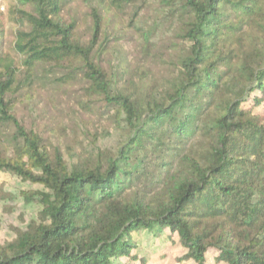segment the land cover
Wrapping results in <instances>:
<instances>
[{"label":"trees","instance_id":"1","mask_svg":"<svg viewBox=\"0 0 264 264\" xmlns=\"http://www.w3.org/2000/svg\"><path fill=\"white\" fill-rule=\"evenodd\" d=\"M16 1L12 54L0 19V173L39 186L24 193L39 212L0 243V264H143L139 233L176 236L195 264L210 252L216 264H264V0H96L88 37L72 11L81 0ZM151 10L175 25L156 65L170 77L131 62L110 73L107 23L128 19L153 61ZM66 65L126 133L104 161L69 164L15 115L36 69Z\"/></svg>","mask_w":264,"mask_h":264},{"label":"rangeland","instance_id":"2","mask_svg":"<svg viewBox=\"0 0 264 264\" xmlns=\"http://www.w3.org/2000/svg\"><path fill=\"white\" fill-rule=\"evenodd\" d=\"M97 4L96 0H81L80 4L72 7L79 20L80 33L87 37L90 6L95 7ZM12 8L17 9L21 6L17 5L16 0H0V19L5 26L6 51L10 53L16 32L23 28L15 20V15L11 14ZM26 10L30 11L29 8ZM144 20L148 27L155 29L154 39L158 40L153 47L154 60L151 58L141 60L142 41L135 30L128 29L129 20L121 16L113 17L107 23V28L114 32L112 48L101 57L102 66L110 73L114 74L117 71L114 68L119 66V70L123 69L131 62L133 66L136 65L135 71L149 67L154 74L170 77L169 71L163 68L158 70L160 66L156 65H162V61L167 58L166 48L169 45L168 40L175 36V25L168 21L159 22L152 10L145 12ZM162 55L164 59L161 60ZM11 57L14 58L12 55ZM49 68L44 66L40 70L36 69L32 80L19 86L15 96V115L20 123L26 130L38 134L49 150H61L69 164L77 162L93 164L96 161H104L106 156L116 153L126 140V133L119 128V122L114 118V114L103 115V103L89 93L84 79L80 76L68 79V65L65 69L55 66ZM25 78V75L19 76V80L24 81ZM256 96L262 98V105L257 112L264 117V97L261 94ZM37 190H40L39 186L24 183L7 173H0V243L14 239V228L23 230L38 219L37 204L28 201L24 196L25 192ZM133 239L137 244V250L132 254L145 258L143 264H195L183 260L186 250L176 236L170 240L156 237L152 239L144 233H139L134 235ZM209 254L208 264H216L212 259L213 253ZM123 261L126 264L128 262L127 259ZM131 264L141 263L133 261Z\"/></svg>","mask_w":264,"mask_h":264}]
</instances>
